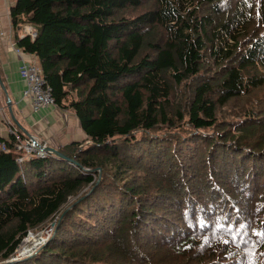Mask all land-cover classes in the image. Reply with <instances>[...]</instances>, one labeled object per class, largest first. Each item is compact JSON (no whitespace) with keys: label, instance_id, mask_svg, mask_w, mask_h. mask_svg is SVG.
<instances>
[{"label":"trees","instance_id":"trees-1","mask_svg":"<svg viewBox=\"0 0 264 264\" xmlns=\"http://www.w3.org/2000/svg\"><path fill=\"white\" fill-rule=\"evenodd\" d=\"M14 2L86 139L22 162L0 139V264H264V0Z\"/></svg>","mask_w":264,"mask_h":264},{"label":"crops","instance_id":"crops-1","mask_svg":"<svg viewBox=\"0 0 264 264\" xmlns=\"http://www.w3.org/2000/svg\"><path fill=\"white\" fill-rule=\"evenodd\" d=\"M14 4V0H0V139L8 140L10 131H15L53 149L82 144L86 135L73 112L56 105L35 112L22 97L26 83L19 69L23 62L38 64V60L15 44L9 16Z\"/></svg>","mask_w":264,"mask_h":264},{"label":"built area","instance_id":"built-area-1","mask_svg":"<svg viewBox=\"0 0 264 264\" xmlns=\"http://www.w3.org/2000/svg\"><path fill=\"white\" fill-rule=\"evenodd\" d=\"M23 31L32 39L35 37V33L29 26H25ZM19 74L26 83V88L22 93V97L24 100H28L30 102L33 111L36 112L49 106H55L51 94V87L44 79L42 72L35 60L23 62L19 69ZM10 134L15 138V150L20 154V157L17 159L18 162H22L24 159L32 157L43 159L49 154L45 151V144H41L30 137H20V134H17L15 131H10ZM0 150L6 151V146L4 143H0ZM54 227L55 220L35 234H32L31 232L27 234L26 238L30 235H34L35 238L38 239V242H40L39 245L31 251V254L35 253L49 240V238L53 235ZM26 238L23 239L24 241L20 246L24 245V243L26 245L28 244L25 242ZM19 250L20 248L16 250V253L12 258L13 260L21 258L20 256H16Z\"/></svg>","mask_w":264,"mask_h":264},{"label":"rangeland","instance_id":"rangeland-1","mask_svg":"<svg viewBox=\"0 0 264 264\" xmlns=\"http://www.w3.org/2000/svg\"><path fill=\"white\" fill-rule=\"evenodd\" d=\"M37 232L38 231L31 232V233L35 234ZM23 241L24 240H22V242ZM22 242L20 243V245L22 244ZM25 242L28 243V244L26 245L24 243V245L18 247V248H20V250L18 251V254L16 255L17 257H19V256L20 257H29V256L33 255L34 253L31 254V251L34 249V247H37L39 245V243H40V242H38V239H36L34 235H30L29 237H27Z\"/></svg>","mask_w":264,"mask_h":264},{"label":"water","instance_id":"water-1","mask_svg":"<svg viewBox=\"0 0 264 264\" xmlns=\"http://www.w3.org/2000/svg\"><path fill=\"white\" fill-rule=\"evenodd\" d=\"M45 151L49 154H52V155H56L62 159H65V160H68V158H66L64 155L60 154L56 149H53V148H50V147H46L45 148Z\"/></svg>","mask_w":264,"mask_h":264},{"label":"bare ground","instance_id":"bare-ground-1","mask_svg":"<svg viewBox=\"0 0 264 264\" xmlns=\"http://www.w3.org/2000/svg\"><path fill=\"white\" fill-rule=\"evenodd\" d=\"M30 248H31V247H30ZM35 248H36V247H34V249H35ZM34 249H33V250H34Z\"/></svg>","mask_w":264,"mask_h":264}]
</instances>
